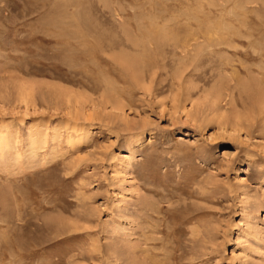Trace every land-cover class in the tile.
I'll list each match as a JSON object with an SVG mask.
<instances>
[{
    "label": "rangeland",
    "instance_id": "rangeland-1",
    "mask_svg": "<svg viewBox=\"0 0 264 264\" xmlns=\"http://www.w3.org/2000/svg\"><path fill=\"white\" fill-rule=\"evenodd\" d=\"M263 102L264 0H0V264H264Z\"/></svg>",
    "mask_w": 264,
    "mask_h": 264
},
{
    "label": "bare ground",
    "instance_id": "bare-ground-1",
    "mask_svg": "<svg viewBox=\"0 0 264 264\" xmlns=\"http://www.w3.org/2000/svg\"><path fill=\"white\" fill-rule=\"evenodd\" d=\"M28 24V23H27ZM201 28V27H200ZM115 36V35H114ZM96 37V36H95ZM110 38V37H109ZM116 39V38H115ZM119 41V40H118ZM186 42V41H185ZM188 43H185V45L183 46V47H181L182 48V51L185 53V59L186 58H188V57H191L190 55H191V53L188 51ZM113 46V45H112ZM153 47V46H152ZM174 49V48H173ZM181 50V49H180ZM183 53V54H184ZM11 54V53H10ZM182 54V55H183ZM194 55V54H193ZM196 56V55H195ZM37 58V57H36ZM40 58V57H39ZM184 58V57H183ZM192 59V58H191ZM17 60V59H16ZM166 65H167V63H166ZM129 67V66H128ZM130 68V67H129ZM28 71V70H27ZM152 78V77H151ZM25 88H28V90H26V89H24V92H25V96L27 97V96H31V93H33V87L32 86H25ZM25 97V98H26ZM217 95L216 96H214V98H215V100H217ZM28 99V98H27ZM264 103V102H263Z\"/></svg>",
    "mask_w": 264,
    "mask_h": 264
}]
</instances>
